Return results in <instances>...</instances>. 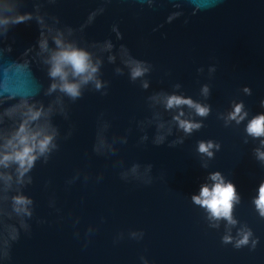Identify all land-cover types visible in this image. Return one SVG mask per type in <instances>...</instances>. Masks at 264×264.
Returning a JSON list of instances; mask_svg holds the SVG:
<instances>
[{
    "label": "water",
    "instance_id": "1",
    "mask_svg": "<svg viewBox=\"0 0 264 264\" xmlns=\"http://www.w3.org/2000/svg\"><path fill=\"white\" fill-rule=\"evenodd\" d=\"M0 264H264V0H0Z\"/></svg>",
    "mask_w": 264,
    "mask_h": 264
}]
</instances>
